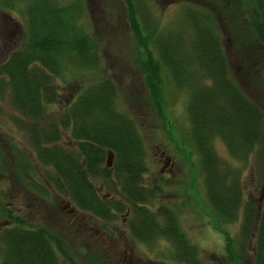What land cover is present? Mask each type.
<instances>
[{"label": "trees", "instance_id": "trees-1", "mask_svg": "<svg viewBox=\"0 0 264 264\" xmlns=\"http://www.w3.org/2000/svg\"><path fill=\"white\" fill-rule=\"evenodd\" d=\"M124 2L135 63L149 91L148 108L161 114L168 107L166 74L177 90L191 93L190 139L204 175L205 216L224 237L222 256L212 254L205 262L183 230L178 211L164 204L152 209L163 189L145 184L143 135L120 106L118 87L102 64L101 40L85 25L81 0H0L4 12L21 7L25 16L20 48L0 64V100L10 94L21 115L14 122L27 133L37 162L53 171L54 189L68 197L76 212L104 226L128 214L132 239L143 244L166 240L173 246L175 264H264V206L243 205L241 169L219 157L214 146L222 141L235 162L247 163L254 156L264 176V112L232 78L222 44L227 32L242 54L252 40L264 45V0H180L179 21L166 29L159 27L146 0ZM247 23L244 39L237 26ZM77 79L84 84L64 110L53 109L61 99L57 80ZM241 214L239 233L232 236L226 226ZM0 219L10 222L0 231V264H62L61 259L67 264H111L92 245H86V254L84 246L79 248L84 259L78 260L62 236L43 227L28 228L1 204Z\"/></svg>", "mask_w": 264, "mask_h": 264}, {"label": "rangeland", "instance_id": "rangeland-1", "mask_svg": "<svg viewBox=\"0 0 264 264\" xmlns=\"http://www.w3.org/2000/svg\"><path fill=\"white\" fill-rule=\"evenodd\" d=\"M61 1L68 3L73 0ZM146 1L157 16L161 29L172 28L179 21L180 0ZM81 2L85 9L83 19L86 27L101 40L102 64L118 87L120 106L134 117L143 135L147 150L145 184L163 189L152 209L156 210L163 204L176 209L183 230L200 248L205 262H209L212 254L222 256L224 237L210 226L205 216L204 175L200 156L190 139L188 106L191 93L177 90L166 74L168 107H164L162 117L148 108L149 91L135 63V40L124 0ZM249 4L254 12L253 3ZM21 9L19 7L14 12L0 9V64L6 62L22 44L25 16ZM248 27V23L237 26L244 39ZM233 37L227 32L222 34L231 76L264 112V45L252 40L246 53L242 54L235 48ZM83 84L81 79L68 83L57 80L61 99L53 109L63 111L73 92ZM14 118L21 119V115L7 94L4 100H0V204L3 207L20 216L28 228L43 227L62 236L78 260L84 259L86 245H92L111 264L118 261L123 264H175L171 261L173 246L166 240L143 244L132 239L127 228L128 214L120 215L115 223L104 226L99 220L76 212L68 197L59 195L54 189L50 182L54 177L53 171L37 162L27 133L16 125ZM167 120L170 125L166 124ZM214 146L219 157L241 169L243 205L251 202L261 210L264 206V176L256 168L255 157L251 156L247 163L235 162L222 141H215ZM165 156L173 164L171 172L170 169L162 170ZM23 159L30 163L31 172L27 171L29 165H25ZM96 185L102 195L107 193L99 182L96 181ZM241 219L242 214L237 222L226 226L232 236L239 233ZM4 224L10 225V222L0 221V231ZM82 247L84 254L80 255L79 248ZM254 247L255 240L251 242V248ZM61 263L67 264L63 259Z\"/></svg>", "mask_w": 264, "mask_h": 264}, {"label": "flooded vegetation", "instance_id": "flooded-vegetation-1", "mask_svg": "<svg viewBox=\"0 0 264 264\" xmlns=\"http://www.w3.org/2000/svg\"><path fill=\"white\" fill-rule=\"evenodd\" d=\"M164 164L165 165L162 167V170L165 171L166 169H170V172H171V168H172L173 164L171 163L170 159L166 156H165Z\"/></svg>", "mask_w": 264, "mask_h": 264}, {"label": "water", "instance_id": "water-1", "mask_svg": "<svg viewBox=\"0 0 264 264\" xmlns=\"http://www.w3.org/2000/svg\"><path fill=\"white\" fill-rule=\"evenodd\" d=\"M109 158H110V160H111V158H112V155H111V154H109Z\"/></svg>", "mask_w": 264, "mask_h": 264}]
</instances>
